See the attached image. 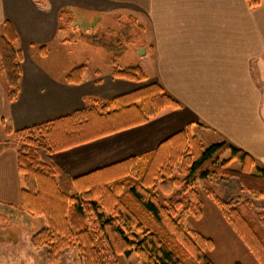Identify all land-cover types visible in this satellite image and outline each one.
<instances>
[{"label":"trees","instance_id":"16d2710c","mask_svg":"<svg viewBox=\"0 0 264 264\" xmlns=\"http://www.w3.org/2000/svg\"><path fill=\"white\" fill-rule=\"evenodd\" d=\"M38 5L44 0H33ZM249 8H259L264 0H246ZM76 20L74 11L58 13V43L72 42L67 30ZM13 27L4 22L0 37V74L7 88V100L18 98L21 81V50ZM48 56V49H38ZM86 66L65 74L64 84L78 86L86 75ZM110 76L132 83L149 77L139 67L113 68ZM181 105L162 87L152 84L132 93L102 102L97 107L35 125L13 130L4 119L0 129L6 141L16 145L18 174L22 188L17 207L8 206L32 217H43L45 227L31 238L34 249H46L53 264L66 250L77 249L82 264H116L117 258L135 255L140 264H212L208 254L214 250L211 240L185 228L187 217H202L195 183L209 175L216 184L237 181L251 202L221 201L208 193L222 212L234 234L258 264H264V208L259 221H247L242 208L264 202V170L248 154L222 143L205 147L190 135L189 127L176 133L154 150L129 157L77 178H70L52 156L127 130L148 124L165 110ZM230 158L223 160L225 152ZM237 162L238 170L231 169ZM220 176V177H219ZM187 195L183 206L175 197ZM158 195L171 197L163 206ZM174 199H173V198ZM263 226V227H262Z\"/></svg>","mask_w":264,"mask_h":264},{"label":"crops","instance_id":"0c3cea01","mask_svg":"<svg viewBox=\"0 0 264 264\" xmlns=\"http://www.w3.org/2000/svg\"><path fill=\"white\" fill-rule=\"evenodd\" d=\"M44 1L38 5L33 0H0V37L3 23L8 22L22 55L17 100L8 102L4 78L0 88V119L13 130L97 107L152 84L160 85L181 105L146 125L105 138L118 143L108 156V160L121 156L114 162L107 164L104 146L96 145L100 140L54 154L53 161L70 178L152 151L187 127L194 134L214 132L222 140L211 145L228 143L264 168V4L251 10L246 0ZM63 8L72 9L90 27L91 20L99 24L102 18L113 22L124 16L141 19L154 57L151 77L132 83L97 73L87 77L86 72L81 85L71 86L64 84L65 76L47 75L29 54L59 44L58 13ZM182 114L185 122L177 123ZM159 120L166 123L157 124ZM5 141L0 129V144ZM20 179L15 150L2 147L1 204L18 206Z\"/></svg>","mask_w":264,"mask_h":264},{"label":"rangeland","instance_id":"374dc122","mask_svg":"<svg viewBox=\"0 0 264 264\" xmlns=\"http://www.w3.org/2000/svg\"><path fill=\"white\" fill-rule=\"evenodd\" d=\"M51 7L53 8L54 5L52 4ZM141 24L142 21L139 18L127 19L124 16L116 22H113V19L107 21L102 18L101 23L98 24L97 21L91 20L92 27H90L76 15L75 22L67 30L68 36L72 39L70 44L49 45L47 59L40 57L38 52L34 51L29 56L34 62L41 65L47 75L55 78H62L79 66H86L87 77H92L95 73L100 77L108 76L116 67H139L148 77H151L154 57L151 43L141 30ZM2 84L3 76L0 74V88H2ZM160 115L162 118L169 114L162 112ZM185 119L186 116L182 114L176 122L183 123ZM158 123H166V121L159 120ZM194 133L193 130L190 135L196 136L206 146L222 140L212 131L207 133L203 130ZM99 143L96 145H103L105 148L107 164L121 158V156H115L108 160L110 149L118 146L116 141L104 138ZM8 146L12 150L16 149L13 141ZM229 158L230 152L227 151L223 154L222 159L228 160ZM257 166L264 170L261 164ZM230 168L238 170L240 165L235 162ZM216 181V178L209 175L208 179L195 183L194 187L201 202L202 217L200 220L191 216L187 217L184 223L185 228L199 233L213 242L214 250L208 254L212 264H258L234 234L223 218L220 209L209 198L208 193H213V196L224 202L234 199L238 204L251 202L250 197L240 189L235 180H226L219 185L215 183ZM20 184L23 185L22 179H20ZM157 197L163 206H168L171 197L166 198L161 195ZM175 199L180 201L183 206H186L188 202V196L185 194L179 195ZM252 205L254 209L242 208V214L246 220L248 219V222H260L259 216L264 208V202L255 201ZM24 215V213L17 212L0 203V264H51L47 258L46 249H34L31 245L32 236L45 227L44 218ZM116 261V264H140L135 255L128 258L120 257ZM53 264H82V261L79 251L73 249L64 251Z\"/></svg>","mask_w":264,"mask_h":264},{"label":"water","instance_id":"95a60500","mask_svg":"<svg viewBox=\"0 0 264 264\" xmlns=\"http://www.w3.org/2000/svg\"><path fill=\"white\" fill-rule=\"evenodd\" d=\"M141 53H143V52H141Z\"/></svg>","mask_w":264,"mask_h":264}]
</instances>
